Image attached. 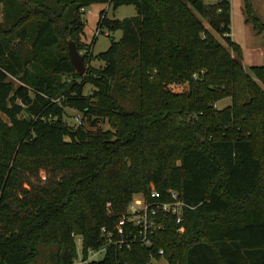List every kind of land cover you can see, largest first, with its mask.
Listing matches in <instances>:
<instances>
[{
	"label": "trees",
	"instance_id": "obj_1",
	"mask_svg": "<svg viewBox=\"0 0 264 264\" xmlns=\"http://www.w3.org/2000/svg\"><path fill=\"white\" fill-rule=\"evenodd\" d=\"M103 2L115 10L134 5L137 14L111 20L102 11L100 28L122 35L106 51L85 54L104 65L81 75L62 39L79 42L80 10ZM0 5V112L7 118H0V264H74L78 237L87 260L89 249L106 244L102 228L114 227L133 196L152 187L164 198L177 191L193 208L181 223L166 220L150 245H111L88 264H264V89L256 81L264 85V65L249 72L242 64L231 0ZM245 11L262 32L248 0ZM182 83L186 91L167 88ZM225 98L230 105L213 106ZM64 106L109 128L91 132L83 119L72 127ZM41 170L55 179L30 184Z\"/></svg>",
	"mask_w": 264,
	"mask_h": 264
},
{
	"label": "rangeland",
	"instance_id": "obj_2",
	"mask_svg": "<svg viewBox=\"0 0 264 264\" xmlns=\"http://www.w3.org/2000/svg\"><path fill=\"white\" fill-rule=\"evenodd\" d=\"M248 3L251 6L253 14L259 18L261 22L264 23V0H248ZM104 12V16L113 20V19H123L125 17L134 16L137 14V8L134 5H123L113 9L109 3H95L90 6L84 7V9L80 10L81 19L85 24L84 27V36L76 42L70 36H65L62 39V44L64 51L68 53V43L69 41H73L81 55H85L91 52L94 55H97L100 52L106 51L111 44L112 38L115 40H119L122 32L121 30L111 31L106 25L100 28V24H98L99 16ZM104 17L101 18V22ZM2 19V9L0 5V20ZM247 14L245 11V0H231V28L233 31V39L240 43L243 47L244 54H242V64L246 68L247 71L250 72V68L253 65H264V30L262 32H258L253 28V24L251 22L246 23ZM250 23V24H249ZM98 28H100L99 32H97ZM97 33V34H96ZM219 41L225 46L228 47L223 38L217 34H215ZM94 39V40H93ZM92 46V47H91ZM230 50V48H229ZM231 54L235 56L234 51L230 50ZM243 52V51H242ZM86 60V58H85ZM87 61V60H86ZM87 68L89 66L102 67L104 62L95 60L91 63L86 62ZM9 81L13 82L15 86L19 85L20 82L17 78L9 76ZM63 81H67L65 77ZM257 83L264 89V85L256 79ZM187 84H173L168 85L167 88L172 89L175 92H182L187 90ZM93 87L91 85H86L84 89L85 94H89L92 91ZM58 100V99H57ZM231 99L225 98L221 101H218L213 104L216 109H223L230 105ZM65 110V121L72 127L78 126V121L76 120V115L80 114L76 109L71 108L69 106H64ZM0 118L7 121L6 116L0 112ZM81 118L83 116L81 114ZM83 123L86 128L91 132H96L97 129H108L109 125L107 122L99 119L92 124L87 121V119H83ZM63 174V172L59 173V177ZM40 179L37 180L35 178L30 179V184H34L36 186L43 185L42 182L46 181L49 177L51 179H55L53 172L47 173L45 170H41L39 174ZM58 177V178H59ZM57 178V177H56ZM30 185L26 184V187ZM78 247L80 246L79 241H77ZM54 250V249H52ZM105 250L100 248L98 251L91 253L88 257V263L92 261L102 260L105 256ZM79 258L76 259L77 263L85 264L83 261V254L81 250L78 248ZM50 255V250H45L44 257L48 259ZM45 259V260H46ZM84 260V259H83ZM81 262V263H80Z\"/></svg>",
	"mask_w": 264,
	"mask_h": 264
},
{
	"label": "built area",
	"instance_id": "obj_3",
	"mask_svg": "<svg viewBox=\"0 0 264 264\" xmlns=\"http://www.w3.org/2000/svg\"><path fill=\"white\" fill-rule=\"evenodd\" d=\"M99 30L100 28H98L97 32ZM76 120L78 124L82 123L81 114L76 115ZM163 196L155 187H152L146 194H135L128 204L126 211L114 224V227L102 228V236L105 238L106 244L101 248L107 251L111 245L121 248H130L135 243L150 245L155 232L166 227L164 224L166 220L174 216L176 222L181 223L184 210L186 208H193L175 190H169L166 198ZM178 231L183 232L184 227L180 226ZM77 241L80 243L78 248L82 252V238L78 237ZM96 251L98 250L89 249L88 257ZM159 254L162 256L164 251L162 249L159 250ZM76 259L74 260V264H79ZM83 259L81 261L88 264V260ZM148 264H158V261H151Z\"/></svg>",
	"mask_w": 264,
	"mask_h": 264
},
{
	"label": "water",
	"instance_id": "obj_4",
	"mask_svg": "<svg viewBox=\"0 0 264 264\" xmlns=\"http://www.w3.org/2000/svg\"><path fill=\"white\" fill-rule=\"evenodd\" d=\"M68 53L70 56L71 63L76 69V72L81 75L85 74L87 71L85 58L83 55H81L80 51L78 50L76 44L73 41H69ZM158 264H169V262L166 259L161 258L158 261Z\"/></svg>",
	"mask_w": 264,
	"mask_h": 264
},
{
	"label": "crops",
	"instance_id": "obj_5",
	"mask_svg": "<svg viewBox=\"0 0 264 264\" xmlns=\"http://www.w3.org/2000/svg\"><path fill=\"white\" fill-rule=\"evenodd\" d=\"M245 22H246V20H245ZM247 23V22H246ZM250 24V23H249ZM233 31H232V28H231V37H232V39H233ZM235 42H237L235 39H233ZM239 45H240V43L239 42H237ZM241 46V45H240ZM241 48H243L242 46H241ZM242 51H243V54H244V50L242 49ZM253 66H257V65H253ZM259 66H261V65H259Z\"/></svg>",
	"mask_w": 264,
	"mask_h": 264
}]
</instances>
